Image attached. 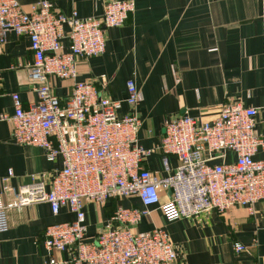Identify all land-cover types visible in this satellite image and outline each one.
I'll list each match as a JSON object with an SVG mask.
<instances>
[{
  "label": "built area",
  "instance_id": "2783aa9c",
  "mask_svg": "<svg viewBox=\"0 0 264 264\" xmlns=\"http://www.w3.org/2000/svg\"><path fill=\"white\" fill-rule=\"evenodd\" d=\"M102 8L99 16L81 17L76 9L61 12L56 0H38L29 10L20 0H0V44L10 33L29 39L34 58L29 74L38 94L37 101L24 105L19 92L13 93L15 112L0 113V122L13 123L16 143L43 148L48 161L62 159L49 181L22 184L7 203L0 197V233L9 228L10 209L42 201L50 204L53 214L62 208L74 213L73 220L56 222L42 232L48 251L70 254L66 264H177L166 231L133 228L149 215L150 206L167 221L232 207L252 213L264 199V159H255L264 148V131L254 129L257 110L239 101L223 104L210 121L179 114L164 120L157 148L165 168L166 155L176 157L175 172L160 176L143 168L152 149L138 143L140 92L134 81H126L127 96L121 100L102 95L94 81L78 80L82 60L104 52V29L121 26L135 9L133 0H109ZM51 77L73 81L66 99L55 93ZM100 82H105L104 76ZM122 103L129 111L119 116ZM133 196L142 208L117 205L110 225L94 240L85 241L86 202L101 206L110 199ZM234 248L247 247L234 243Z\"/></svg>",
  "mask_w": 264,
  "mask_h": 264
},
{
  "label": "crops",
  "instance_id": "0c3cea01",
  "mask_svg": "<svg viewBox=\"0 0 264 264\" xmlns=\"http://www.w3.org/2000/svg\"><path fill=\"white\" fill-rule=\"evenodd\" d=\"M20 1L29 10L38 0ZM106 1L56 0V6L63 13L76 9L81 17H96ZM133 1L135 9L121 26L104 29V52L79 64L78 80L94 81L102 95L121 100L127 96L126 81H134L140 92L138 143L152 149L142 167L160 176L175 172L176 157L167 154L165 168L157 148L164 120L179 114L210 121L223 104L239 101L257 110L254 129L263 132L264 0ZM62 41L68 48L69 39ZM33 60L26 36L10 33L0 44V113L14 114L13 93L19 92L24 105L38 100L29 74ZM72 82L50 78L61 99L71 93ZM122 104L119 116L129 111ZM12 131L13 123L0 122V197L4 203L16 197L22 184L49 181L62 166L60 157L48 161L43 148L16 143ZM255 159H264V148ZM10 171L13 174L6 180ZM166 196L162 194L163 202ZM117 205L142 208L136 196L110 199L101 206L86 202V242L110 225ZM148 210L149 215L133 230L159 227L166 231L177 264H264V199L254 205L252 213L232 207L174 221L165 220L155 206ZM73 219L74 213L67 208L53 214L50 204L42 201L10 209L9 228L0 233V264H66L70 254L48 251L42 232L56 222ZM234 243L247 248L236 251Z\"/></svg>",
  "mask_w": 264,
  "mask_h": 264
},
{
  "label": "water",
  "instance_id": "95a60500",
  "mask_svg": "<svg viewBox=\"0 0 264 264\" xmlns=\"http://www.w3.org/2000/svg\"><path fill=\"white\" fill-rule=\"evenodd\" d=\"M164 131V129L162 130V132Z\"/></svg>",
  "mask_w": 264,
  "mask_h": 264
}]
</instances>
